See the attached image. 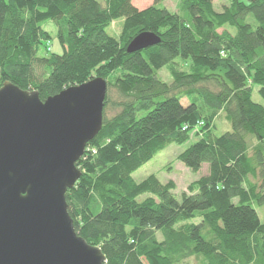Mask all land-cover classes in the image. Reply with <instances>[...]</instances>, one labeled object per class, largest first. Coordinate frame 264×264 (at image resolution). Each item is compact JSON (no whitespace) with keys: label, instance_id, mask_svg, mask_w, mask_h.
<instances>
[{"label":"trees","instance_id":"16d2710c","mask_svg":"<svg viewBox=\"0 0 264 264\" xmlns=\"http://www.w3.org/2000/svg\"><path fill=\"white\" fill-rule=\"evenodd\" d=\"M165 1L140 10L133 0H0V87L45 101L107 81L103 129L66 194L76 232L107 264H264V105L253 101L258 87L264 102V0H178V13L159 7ZM120 19L116 39L107 29ZM144 32L161 42L128 53ZM219 117L231 131L215 133ZM195 129L200 138L178 160L209 172L180 200L172 181L134 180Z\"/></svg>","mask_w":264,"mask_h":264},{"label":"water","instance_id":"95a60500","mask_svg":"<svg viewBox=\"0 0 264 264\" xmlns=\"http://www.w3.org/2000/svg\"><path fill=\"white\" fill-rule=\"evenodd\" d=\"M161 42L144 32L130 54ZM108 83L95 78L45 101L11 82L0 87V264H107L78 235L66 194L103 129Z\"/></svg>","mask_w":264,"mask_h":264},{"label":"rangeland","instance_id":"374dc122","mask_svg":"<svg viewBox=\"0 0 264 264\" xmlns=\"http://www.w3.org/2000/svg\"><path fill=\"white\" fill-rule=\"evenodd\" d=\"M103 1V0H97ZM133 4L139 8L140 10L151 7L154 4V0H133ZM216 6L220 7V4L216 2ZM161 8H167L171 12L178 13L180 11V4L178 0H168L159 4ZM220 11L219 9H217ZM124 20L120 19L117 22L113 23L110 28L107 29V33L116 39H118L122 33ZM46 29L53 36V52L61 53V49L55 40L56 30L52 25L46 26ZM55 40V41H54ZM160 77L166 82L171 83V77L169 76L166 69L162 70L159 73ZM113 77L110 81L113 82ZM259 88L254 87L253 90V101L257 104L264 105L262 98L258 94ZM112 103L117 99L116 96L112 93ZM185 105L188 104L186 100L183 101ZM106 114L109 118L114 116L115 111H113L111 105L108 107ZM217 130L215 133L217 135L224 134L225 132L231 131V126L221 117L218 118L217 122ZM199 133L198 130H194L190 133V141L182 146H178L176 144H170L165 150L155 156L149 163L139 169L137 172L133 174V178L136 182L140 183L146 180L150 176H156L158 180L162 184H167L168 182H174L177 189L174 191V195L177 199H181V196L184 192L187 191L190 184L199 180L203 176L207 175L209 172L208 165H204L202 170L195 174L186 168L179 160L178 157L180 154L185 152L188 148H190L195 142L200 138L197 136ZM257 213L259 219L262 223H264V206L257 207ZM189 262L197 263L196 259H191ZM199 262V261H198Z\"/></svg>","mask_w":264,"mask_h":264}]
</instances>
